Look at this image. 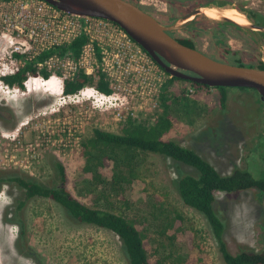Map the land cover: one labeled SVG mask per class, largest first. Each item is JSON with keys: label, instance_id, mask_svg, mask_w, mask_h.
Returning <instances> with one entry per match:
<instances>
[{"label": "rangeland", "instance_id": "obj_1", "mask_svg": "<svg viewBox=\"0 0 264 264\" xmlns=\"http://www.w3.org/2000/svg\"><path fill=\"white\" fill-rule=\"evenodd\" d=\"M126 1L137 4L135 0ZM159 4L160 8L166 9L165 4ZM249 5L264 12V0H250ZM222 8L236 10L233 6ZM204 18L209 20L205 16L198 17L192 31L200 32V47L203 50L218 56L220 44H227L230 51L244 49L237 41L242 39L241 33L228 25H218L220 22H204ZM179 19L173 17L169 24L173 25ZM91 34L95 38L106 36H102L99 31H92ZM248 53L241 56L242 59L253 64L261 61ZM224 62L234 63L226 60ZM171 78H168L165 86ZM186 88L190 94H195L193 87ZM56 97L43 89L30 93H6L0 89V166L6 170H21L35 183L54 188L60 184L57 163L62 162L68 174L69 191L88 206L95 208L83 197L85 187L78 180L85 166L82 147L75 152L57 147L41 151L40 156L31 165V162H27L24 152L16 151L15 143L11 139L1 138V132L11 133L22 141L24 146H35L37 135L42 131L54 132L53 139L58 140L56 135L60 128L64 124L69 126L70 122L75 124L76 119H80L78 130L82 133L81 146L84 140L92 137L95 129L122 134L125 124L112 120L118 113L114 109L93 110L86 102L81 103V98H75L78 104L75 106L78 108L71 107V111L66 110L68 113L65 114L63 110L58 112ZM203 97H207V101L203 102L206 107L194 115H187L181 110V115L175 120L167 139L192 149L211 163L221 175H229L240 168L249 171L256 178L260 177L262 162L246 161L249 148L264 134V119L260 120L263 110L259 94L252 89L230 88L225 108L220 106L219 92H205ZM153 119L154 116L149 115L141 122L152 124ZM26 122L29 123L23 125ZM11 155H17L20 162L25 157L24 164L31 166L30 169L24 170L20 164L7 163L10 162ZM181 166L183 170L195 173L193 168ZM178 167L168 158L142 154L139 159V173L146 182L145 189L140 191L136 203L130 207L119 198L111 197L115 203L114 212L134 219L152 243L156 247L158 245L160 256L166 257L170 263L178 257L192 256V259L197 260L196 264H200V260L205 264H226L205 216L185 205L173 187ZM126 198L130 199L129 193ZM24 199V192L15 184L5 185L0 190V264H129L121 241L114 233L76 223L67 216L60 205L47 198H35L27 203L24 214L31 257L20 255L15 247L18 226L8 223L5 214L11 211L15 202ZM214 211L224 223L223 240L231 254L238 255L245 251L264 252L263 192L252 189L217 193ZM176 215L183 219L185 240L170 245L163 231L168 220ZM202 255L206 259L201 258Z\"/></svg>", "mask_w": 264, "mask_h": 264}, {"label": "trees", "instance_id": "obj_2", "mask_svg": "<svg viewBox=\"0 0 264 264\" xmlns=\"http://www.w3.org/2000/svg\"><path fill=\"white\" fill-rule=\"evenodd\" d=\"M191 10L192 8L184 13ZM251 17L257 22L263 20L256 13H251ZM177 40L185 46L195 48L188 40ZM91 42L90 36L82 33L69 44L41 53L15 74L5 76L2 80L10 87L24 90V83L28 79V75H37V68H35L37 63H44L54 55L63 56L67 53H71L78 60L83 48ZM219 50L221 56L211 58L223 63H226L225 60L233 61L234 63L231 65L235 66L264 69L262 61L257 64L249 63L228 48L219 47ZM97 54L101 61L99 51ZM16 57L22 58L20 55H16ZM50 75L46 70L42 71L44 78L48 79ZM98 76L99 81L94 82L92 77L83 72L79 73L74 80L65 82V94H75L85 85H93L100 92L111 94L112 89L106 80V75L99 70ZM186 87H193L196 90L195 94H190ZM229 89L224 87L212 89L189 80L172 77L160 97L161 112L155 123L128 120L124 123L122 134L95 129L92 137L84 140L82 144L85 166L82 175L78 178L79 183L85 187L83 197L87 198V203L95 208L88 206L69 191L67 187L68 174L62 162L57 163L60 184L54 188L35 183L21 170H6L0 167V190L5 185L15 184L25 195L23 201L15 202L11 211H7L5 214L8 223L18 226V238L15 243L18 253L24 257H31L26 238L27 224L24 214L27 203L35 198H47L60 205L67 216L76 223L95 226L114 233L121 241L129 264H196L197 260L192 259V256L178 257L177 260L170 263L166 257L160 256L158 245L156 247L152 243L150 237L139 228L134 219L114 212L115 203L111 197L119 198L130 207L136 203V198L141 194L140 191L145 189L146 182L139 173V159L142 154L148 153L168 158L179 166L177 177L173 180V187L185 205L205 216L226 264H264V252L245 251L238 255L229 252L227 244L223 240L224 223L214 211L217 193L243 192L252 189L264 193V167L259 170L261 174L258 178L249 171L239 168L224 176L192 149L167 139L173 130L175 120L181 115V110L187 115L200 113L206 107L203 104L207 101L205 99L207 97H203L205 92L213 90L219 92L220 106L225 108ZM181 165L193 168L195 173L191 174L185 169L183 170L180 168ZM127 193L130 194L128 200ZM9 214L10 218H8ZM164 229L163 234L168 238L170 245L185 240L184 231L186 229H184L183 219L180 215L170 218ZM201 258L206 259L203 255ZM200 264L205 263L200 260Z\"/></svg>", "mask_w": 264, "mask_h": 264}, {"label": "built area", "instance_id": "obj_3", "mask_svg": "<svg viewBox=\"0 0 264 264\" xmlns=\"http://www.w3.org/2000/svg\"><path fill=\"white\" fill-rule=\"evenodd\" d=\"M92 31H99L102 36H106L95 38L91 34ZM82 33L89 35L92 42L83 48L78 60L71 53H67L63 56L54 55L44 63H37V75H28L24 90L10 87L3 82V77L15 74L41 53L69 44ZM16 55L22 58L19 59ZM45 70L51 74L48 79L42 76V71ZM99 70L106 75L112 89L111 94L102 93L93 85H85L75 94H65L66 81L74 80L83 72L92 77L94 82H98ZM171 77L121 27L112 22L92 17L82 19L64 13L44 0H0V89L6 93L38 91V84L40 89L57 96L55 104L59 106L58 112L63 110L67 114L71 107L78 108L75 106L78 105L75 98H81V103L86 102L93 110L108 111L111 108L117 111L113 121L141 122L147 116L153 115V124L158 119L160 97L168 78ZM51 79L61 83L60 94H53L54 87L46 86ZM79 122L80 119H76L75 124H64L56 135L58 140L53 139L54 132L42 131L37 135L35 146H24L23 142L11 133L1 132V138L11 139L15 143L16 151L24 152L27 162L32 165L41 151L50 148H62L70 152L80 150L82 133L78 130ZM24 158L20 162L17 155H11L10 162L7 163L20 164L24 170L30 169L31 166L24 164Z\"/></svg>", "mask_w": 264, "mask_h": 264}, {"label": "water", "instance_id": "obj_4", "mask_svg": "<svg viewBox=\"0 0 264 264\" xmlns=\"http://www.w3.org/2000/svg\"><path fill=\"white\" fill-rule=\"evenodd\" d=\"M60 11L80 18H99L121 27L172 77L189 80L212 89L240 88L255 90L264 101V69L240 67L219 62L196 48L175 39L171 32L187 30L196 19L230 23L253 32H264L245 14V25L229 18L225 8L208 4L194 9L171 26L162 25L155 17L126 0H44ZM217 16L212 18L207 15ZM191 73L190 74H187Z\"/></svg>", "mask_w": 264, "mask_h": 264}, {"label": "flooded vegetation", "instance_id": "obj_5", "mask_svg": "<svg viewBox=\"0 0 264 264\" xmlns=\"http://www.w3.org/2000/svg\"><path fill=\"white\" fill-rule=\"evenodd\" d=\"M137 2V6L142 8L145 12L155 17L162 25L164 26H171L172 24H169V20L173 17H184L186 14L190 13L196 8H199L204 5L213 4L217 5L219 7H228L233 6L234 9L237 11L245 14L249 17V19L258 27L264 28V12L257 10L253 8L251 5H249L250 0H135ZM163 3L166 5V9L160 8V4ZM191 11L186 12L187 10L191 9ZM180 12L182 14H180ZM251 13H256L260 15L263 20H259L257 22L254 20V18L251 17ZM202 17V16H201ZM200 17V18H201ZM204 22H211L213 24H217L215 22L203 19ZM198 21H196L197 23ZM256 22V23H255ZM174 24V23H173ZM194 24L188 27L187 30L183 31H175L171 32L170 35H172L175 39H184L188 40L191 44L195 46V48L205 55L209 57H214L215 55L210 54L207 50H203L200 47V32L194 33L193 28ZM220 26L228 25L229 28L237 30L242 35V39L237 40L239 44H241L242 50H232L235 54H237L240 58H242L246 53H248L251 57L254 59L260 58V60L264 63V32H253L250 30H244L241 28H238L235 25H230L226 23L218 24ZM244 37V38H243ZM247 39V41H246ZM221 47H224L225 49L228 47L227 44H220ZM242 56V57H241ZM259 102L262 103V106H264V101H262L259 98ZM263 113L261 114L260 120L264 119V107H262ZM259 117H257V120ZM259 121V120H258ZM253 134H251L252 136ZM251 140V138H250ZM246 161H254L262 162V167H264V134H262L258 139L255 140L252 147L249 148L248 154H246ZM238 168V167H237ZM240 169V168H239Z\"/></svg>", "mask_w": 264, "mask_h": 264}, {"label": "bare ground", "instance_id": "obj_6", "mask_svg": "<svg viewBox=\"0 0 264 264\" xmlns=\"http://www.w3.org/2000/svg\"><path fill=\"white\" fill-rule=\"evenodd\" d=\"M208 16H211L212 18H217V16L211 15L210 13L207 12ZM225 15H227L229 18L234 20L235 22L239 24L245 25L247 23V19L244 15L238 13L235 10H228ZM46 86H49V88L52 86L54 87V92L53 94L57 95L62 92V85L59 81H55L54 79H51ZM41 87L36 84V89H40Z\"/></svg>", "mask_w": 264, "mask_h": 264}]
</instances>
